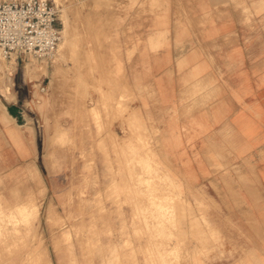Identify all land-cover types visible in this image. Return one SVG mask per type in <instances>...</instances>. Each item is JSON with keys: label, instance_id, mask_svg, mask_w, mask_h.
<instances>
[{"label": "crops", "instance_id": "0c3cea01", "mask_svg": "<svg viewBox=\"0 0 264 264\" xmlns=\"http://www.w3.org/2000/svg\"><path fill=\"white\" fill-rule=\"evenodd\" d=\"M125 12L110 42L114 52L98 56L108 66L94 73L107 76L102 91L114 99L109 117L90 116L59 76L28 90L33 82L24 74L18 82L15 60L0 68V87L10 89L9 99L0 93V193L21 203L26 193L16 200V187L45 188L47 198L56 186L52 157H58L60 185L68 186L69 173L84 169L85 150L102 182L101 139L107 132L114 140V157L126 149L130 129L139 128L184 185L204 187L237 221L240 227L224 234L251 239L238 246L237 260L264 258V0H159ZM100 44L89 47L103 54L107 47ZM88 45L81 59L88 58ZM91 97L88 109L101 113L99 94L93 90ZM122 97L126 112L118 115L111 110ZM55 139L61 144L53 151Z\"/></svg>", "mask_w": 264, "mask_h": 264}, {"label": "rangeland", "instance_id": "374dc122", "mask_svg": "<svg viewBox=\"0 0 264 264\" xmlns=\"http://www.w3.org/2000/svg\"><path fill=\"white\" fill-rule=\"evenodd\" d=\"M48 1L59 9L61 30L62 10H68L72 38L68 53L62 58L57 55L48 63L47 73L34 72L33 78L27 75L30 62L16 61L18 82L24 74L33 82L31 90L36 84L44 87L45 79L59 76L71 93L83 100L90 116L94 114L96 120L103 114L109 117L108 106L114 99L102 91L107 76L95 79L94 75L100 74L109 60L98 56L111 54L110 42L118 33L116 26L124 23L125 7H155L159 0H64L59 6ZM100 41L107 47L103 54L90 48ZM85 45L88 58L81 59ZM2 61V68H8L10 63ZM89 80L93 81L91 87L86 85ZM93 90L99 94L101 113L88 109ZM111 111L125 114L124 97ZM99 132L103 135L105 128L100 126ZM104 136L99 144L104 155L100 160L102 182L95 157L85 150L84 169L69 173L68 186L60 185L58 157H52L49 174L56 186L49 188L47 198L45 188L33 193L16 187V200L18 193H26L21 203L0 193V264H264L263 257L237 260L242 251L238 246L250 244L251 239L224 234L240 227L237 221L224 215L221 203L204 187L184 185L182 175L168 169L153 146L141 139V129H130L122 145L126 149L114 157V140L107 132ZM60 144L61 140L55 139L53 151ZM65 145L69 146L66 140ZM70 145L71 149L73 141ZM142 152L147 154L142 156Z\"/></svg>", "mask_w": 264, "mask_h": 264}, {"label": "built area", "instance_id": "2783aa9c", "mask_svg": "<svg viewBox=\"0 0 264 264\" xmlns=\"http://www.w3.org/2000/svg\"><path fill=\"white\" fill-rule=\"evenodd\" d=\"M59 9L48 0L0 1V56L51 63L62 42Z\"/></svg>", "mask_w": 264, "mask_h": 264}, {"label": "bare ground", "instance_id": "6f19581e", "mask_svg": "<svg viewBox=\"0 0 264 264\" xmlns=\"http://www.w3.org/2000/svg\"><path fill=\"white\" fill-rule=\"evenodd\" d=\"M56 5L59 6L63 3L64 0H54ZM97 1V0H96ZM100 0H98L97 2H99ZM102 1V0H101ZM95 2V1H94ZM99 4V3H98ZM62 19H63V25H64V29L62 30V42L60 43L59 45V48H58V51H57V55H59L60 58L64 56H66V54L68 53V49L70 47V44H71V32H70V24H69V18H68V10L67 9H63L62 10ZM0 59L2 61V57L0 56ZM5 60V59H3ZM0 61V62H1ZM54 61H55V58H54ZM3 62V61H2ZM9 62V61H7ZM30 63L27 65V69H28V72H27V75L31 76L33 78V74L34 72H42L44 71V73L47 71V68H48V63H44L46 65H40L38 66V63L37 61L33 60V59H30L29 61ZM4 63V62H3ZM13 63H16L15 61ZM5 66V64H2L0 63V68L3 70L2 66ZM3 66V67H4ZM32 67H36L34 69H32ZM9 68V67H8ZM12 72H13V69H12ZM47 73V72H46ZM1 78V77H0ZM31 78V79H32ZM37 79V78H36ZM1 83V82H0ZM2 86V85H1ZM1 88V87H0ZM2 92V94L4 95V97H7L9 96L10 94V89L8 87H5V88H1L0 90V93ZM9 99V98H8ZM155 167V166H154ZM41 175V174H40ZM163 206V205H162ZM158 249V248H157ZM153 253V252H152ZM184 253V252H183ZM153 257V256H152ZM152 260V259H151ZM155 260V259H154ZM152 262H154L152 260Z\"/></svg>", "mask_w": 264, "mask_h": 264}, {"label": "water", "instance_id": "95a60500", "mask_svg": "<svg viewBox=\"0 0 264 264\" xmlns=\"http://www.w3.org/2000/svg\"><path fill=\"white\" fill-rule=\"evenodd\" d=\"M10 113L14 116H18V113H19V108L17 107H13V108H10L9 109Z\"/></svg>", "mask_w": 264, "mask_h": 264}]
</instances>
